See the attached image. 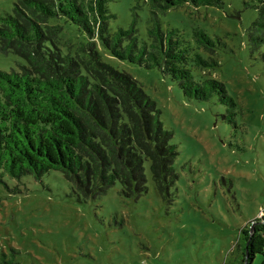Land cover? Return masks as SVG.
Listing matches in <instances>:
<instances>
[{
    "label": "rangeland",
    "instance_id": "rangeland-1",
    "mask_svg": "<svg viewBox=\"0 0 264 264\" xmlns=\"http://www.w3.org/2000/svg\"><path fill=\"white\" fill-rule=\"evenodd\" d=\"M15 0H0V16ZM216 6L183 4L159 15L161 28L196 45L203 30L214 52H202L218 65L201 71L222 81L236 101V114L217 101L190 99L158 67L103 60L129 73L156 103L160 120L172 132L178 179L171 200L155 191L146 163L148 191L126 197L117 182L105 194L84 198L62 173L40 178L5 175L0 182V259L12 264H234L240 230L264 214V46L252 49L248 29L254 0H221ZM111 31L134 22L140 43H149L146 0H109ZM76 41L84 39L73 31ZM25 61L0 53V69L18 70ZM257 254L249 264H260Z\"/></svg>",
    "mask_w": 264,
    "mask_h": 264
},
{
    "label": "trees",
    "instance_id": "trees-1",
    "mask_svg": "<svg viewBox=\"0 0 264 264\" xmlns=\"http://www.w3.org/2000/svg\"><path fill=\"white\" fill-rule=\"evenodd\" d=\"M151 41L140 43L134 22L110 29L109 0H15L0 16V53L12 52L25 64L0 69V182L52 171L63 174L84 198L105 194L117 182L126 197L148 191L146 163L156 193L171 200L178 179V150L172 132L160 120L156 103L129 73L103 60L107 51L120 60L158 67L190 99L217 101L236 114V101L225 84L201 71L217 66L214 41L195 30V47L164 31L159 15L183 4L216 6L221 0H146ZM257 9L248 29L252 49L264 46V0L246 3ZM84 39L76 41L73 31ZM264 62V52L261 54ZM240 255L234 264H249L257 255L264 264V214L240 230ZM0 264H12L3 256Z\"/></svg>",
    "mask_w": 264,
    "mask_h": 264
}]
</instances>
